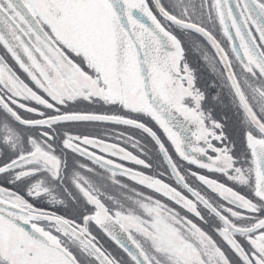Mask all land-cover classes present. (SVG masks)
<instances>
[{
  "label": "snow or ice",
  "instance_id": "obj_1",
  "mask_svg": "<svg viewBox=\"0 0 264 264\" xmlns=\"http://www.w3.org/2000/svg\"><path fill=\"white\" fill-rule=\"evenodd\" d=\"M0 264H264V0H0Z\"/></svg>",
  "mask_w": 264,
  "mask_h": 264
},
{
  "label": "trees",
  "instance_id": "obj_2",
  "mask_svg": "<svg viewBox=\"0 0 264 264\" xmlns=\"http://www.w3.org/2000/svg\"><path fill=\"white\" fill-rule=\"evenodd\" d=\"M186 46V56L188 59V62L192 65V67L196 68L198 70V74L201 75L203 78H205V72L207 71L204 65L201 63V56L197 48L189 41L185 42ZM200 56V57H199ZM209 78V77H208ZM113 129L108 128V131H112ZM83 131L93 132L94 134H99L101 136L105 135V129L99 128V129H83ZM151 149V146H150ZM130 185L133 183L132 181H126ZM136 187H139L136 185ZM147 191V190H145ZM109 192L111 195L118 196L121 195V192L116 189L114 186L109 189Z\"/></svg>",
  "mask_w": 264,
  "mask_h": 264
},
{
  "label": "rangeland",
  "instance_id": "obj_3",
  "mask_svg": "<svg viewBox=\"0 0 264 264\" xmlns=\"http://www.w3.org/2000/svg\"><path fill=\"white\" fill-rule=\"evenodd\" d=\"M109 128L118 129V128H120V126H110ZM121 130H123V129H121Z\"/></svg>",
  "mask_w": 264,
  "mask_h": 264
},
{
  "label": "flooded vegetation",
  "instance_id": "obj_4",
  "mask_svg": "<svg viewBox=\"0 0 264 264\" xmlns=\"http://www.w3.org/2000/svg\"><path fill=\"white\" fill-rule=\"evenodd\" d=\"M205 74H207V75H208V72L206 71V72H205ZM208 77H209V76H208Z\"/></svg>",
  "mask_w": 264,
  "mask_h": 264
}]
</instances>
